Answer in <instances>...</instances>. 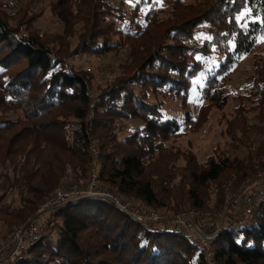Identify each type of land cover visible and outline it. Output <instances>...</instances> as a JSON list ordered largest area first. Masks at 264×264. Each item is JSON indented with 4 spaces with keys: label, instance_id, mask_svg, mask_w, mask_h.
<instances>
[{
    "label": "trees",
    "instance_id": "trees-1",
    "mask_svg": "<svg viewBox=\"0 0 264 264\" xmlns=\"http://www.w3.org/2000/svg\"><path fill=\"white\" fill-rule=\"evenodd\" d=\"M35 1L8 11L0 0V238L58 185L88 179L90 144L97 187L142 210L218 212L264 183V140L243 157L215 150L199 161L166 144L182 135L183 123L164 110L167 98L179 100L184 122L195 129L204 112L227 103L221 78L264 39V0H43L65 16L60 34L40 31L43 11L34 10ZM123 50L129 59L120 74L96 93L92 75L68 61ZM254 58L227 127L244 146L264 129V56ZM204 70L200 99L207 103L194 119L190 89ZM256 109L249 120L246 113ZM123 121L132 127L120 137ZM46 218L43 235L16 264H207L197 234L150 227L107 197H78ZM227 220L210 240L215 264H264V198L244 224ZM194 222L206 234L219 223Z\"/></svg>",
    "mask_w": 264,
    "mask_h": 264
},
{
    "label": "rangeland",
    "instance_id": "rangeland-1",
    "mask_svg": "<svg viewBox=\"0 0 264 264\" xmlns=\"http://www.w3.org/2000/svg\"><path fill=\"white\" fill-rule=\"evenodd\" d=\"M6 4V9L8 11L15 10L18 6H22L26 0H1ZM34 5V10L38 11L42 9L43 13L41 17L36 21V25L39 27L41 32H47L49 34H60L64 28L68 27L66 23L65 16L62 12L57 11L53 13L47 5V1L36 0ZM66 23V24H65ZM76 34L81 30V24L76 25ZM77 42L76 36L70 39V47L74 46ZM264 56V39L261 40L254 50V54H247L243 56L233 67V69L221 78L223 85L225 87V92L228 95L227 103L221 107H211L209 110L202 114V122L197 128L189 129V123L184 122L183 109L181 108V102L179 100H174L167 98L164 103L165 114L177 118L182 124V135L170 139L166 142L167 145H172L178 147L182 150H191L197 157L199 161H204L209 155L216 151L222 153H227L229 156H239L243 157L246 153L253 152L257 146L264 140V129L262 133H256L255 131L250 134L248 139V146L242 145L239 141H235L230 137L231 132H227L228 123L236 115L234 111V106L237 102L234 100V94L239 92L243 93L247 90L249 86V80L254 71V55ZM128 54L126 50H123L119 54L109 53L103 57L96 56H83L79 58L69 59L68 61L72 63L75 67H80L84 71L90 73L93 77L92 80V90L96 93L99 88H103L109 85L117 75L120 74L119 65L128 61ZM207 71L200 72L198 76L193 79V84L190 91V96L188 100V109L192 118H196L200 112V105L206 104L207 101L201 100V89L204 87V80L207 75ZM150 100L153 101L154 98L150 94ZM249 120L255 121L257 115V109L247 112ZM10 118L14 117L13 112L8 115ZM131 122L123 121L121 123L122 129L120 137L127 135L131 132ZM238 138H240V133H237ZM245 141V140H244ZM178 164H183L180 159ZM0 166V170H1ZM97 170V167H96ZM89 169L88 179L76 183L85 185L90 181ZM97 176V174H96ZM96 188L100 191L109 192L107 189H100L97 187L96 178L94 179ZM261 184L254 186L252 189H256ZM240 193V192H239ZM115 195V194H114ZM227 201L229 199L227 198ZM231 204V203H230ZM233 205V206H232ZM231 206L226 205L223 210L214 211H201L188 209L187 214L183 213L180 215H172V212L166 211V209H159L158 213L160 215H165L170 217H189L194 221L195 219H218L220 222L221 218L226 221V218L233 216L235 213L242 210L241 196L235 201ZM185 219V218H184ZM186 222V221H185ZM150 227L160 228L161 225L158 222L148 223ZM219 225V223H218ZM224 223H222V229ZM199 228V227H198ZM200 229V228H199ZM5 233V227L0 226V237Z\"/></svg>",
    "mask_w": 264,
    "mask_h": 264
},
{
    "label": "built area",
    "instance_id": "built-area-1",
    "mask_svg": "<svg viewBox=\"0 0 264 264\" xmlns=\"http://www.w3.org/2000/svg\"><path fill=\"white\" fill-rule=\"evenodd\" d=\"M92 107V103H90ZM91 114V112H90ZM93 158L91 160L90 181L85 184H60L55 191L44 198L38 205L36 215L30 217L26 222L18 227H14L7 237L0 238V264H16L25 256L28 248L35 244L44 233L47 226V218L53 210L60 204L76 199L81 196H100L108 197L116 201L119 207L132 217L146 223L158 222L162 227H169L173 230L184 232H193L197 234L194 244L203 253L207 264H215L213 260V248L211 246V238L204 237L198 233L192 223L182 217H170L160 215L157 211L149 209L142 210L127 203L123 204L117 200L116 196L110 191L105 192L98 190L95 186L96 178V148L90 144ZM264 198V183L252 189L241 196L242 210L230 216L227 220L228 226L241 225L249 220L255 206ZM186 221V222H185ZM226 225V226H227Z\"/></svg>",
    "mask_w": 264,
    "mask_h": 264
},
{
    "label": "water",
    "instance_id": "water-1",
    "mask_svg": "<svg viewBox=\"0 0 264 264\" xmlns=\"http://www.w3.org/2000/svg\"><path fill=\"white\" fill-rule=\"evenodd\" d=\"M251 181H252L251 179L248 180V181H246V182L240 187L238 193L241 192L242 189H243L246 185H248ZM107 198H108V197H107ZM110 200L113 201L114 204L117 205V206L119 207V205H118V203H117L116 201H114V200H112V199H110ZM119 208H120V207H119ZM35 215H36V214H34V215L31 216V217H34ZM184 218L187 219L188 221H190V222L192 223V225L194 226L195 230H196L198 233H200L202 236H204V237H208V238H212L217 232H219V231L221 230L222 223H223V218H221L217 230H216L213 234H206V233L202 232V230H200V229L198 228V226L195 224V222H194L192 219H190V218L187 217V216H184Z\"/></svg>",
    "mask_w": 264,
    "mask_h": 264
}]
</instances>
